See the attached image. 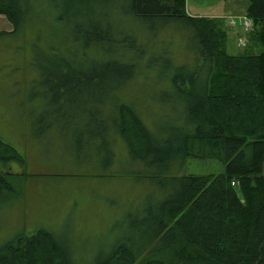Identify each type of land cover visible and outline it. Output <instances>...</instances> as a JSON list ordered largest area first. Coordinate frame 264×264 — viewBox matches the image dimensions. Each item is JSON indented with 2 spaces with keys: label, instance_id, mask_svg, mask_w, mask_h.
Here are the masks:
<instances>
[{
  "label": "trees",
  "instance_id": "obj_1",
  "mask_svg": "<svg viewBox=\"0 0 264 264\" xmlns=\"http://www.w3.org/2000/svg\"><path fill=\"white\" fill-rule=\"evenodd\" d=\"M127 1L135 18L180 32L193 62L172 66L171 41H157L156 34L146 40L116 32L100 23L108 18L102 13L99 22L67 20L62 14L48 32L44 19L33 23L44 11L43 0H0V15L13 26L11 32L0 33V40L23 35L21 40L27 42L34 34L37 40L48 36L60 41L48 48L53 61H59L42 73L51 90L55 107L49 111L54 116L60 115L57 104L65 97L67 106L86 103L88 112L98 106L99 117L109 89L103 84L110 81L108 116L94 119L97 109L91 114L96 132L91 143L78 139L80 149H97V157L103 159L121 147L128 151L132 167L148 171L141 177L164 190L155 215L141 223L153 228L143 229L142 235H148L143 249L115 245L111 256L97 264H264V0H242L254 28L247 51L237 55L228 52L225 21L190 16L186 0ZM79 3L67 0L71 10ZM164 58L168 68L162 73ZM72 63L96 65L89 74H72ZM153 78L157 91L161 84L163 103L170 105L173 96L183 100L176 110L177 124L160 129V137L119 95L123 84L140 88ZM189 159L221 161L225 171L182 175ZM11 163L26 161L0 138V167ZM10 177L0 170V200L15 194ZM151 209L147 206L145 213ZM0 264L73 263L53 233L38 229L19 233L2 246Z\"/></svg>",
  "mask_w": 264,
  "mask_h": 264
},
{
  "label": "rangeland",
  "instance_id": "obj_2",
  "mask_svg": "<svg viewBox=\"0 0 264 264\" xmlns=\"http://www.w3.org/2000/svg\"><path fill=\"white\" fill-rule=\"evenodd\" d=\"M245 5L242 0H186L190 16L225 21L231 55L249 47L248 35L244 46L240 43L244 37L242 28H231L228 21L230 16L238 18L246 14ZM128 7L127 0H81L71 10L67 0H43L44 11L33 23L44 19L46 30L51 32L62 14L67 20L93 18L99 22L102 13L108 18L100 23L114 31L116 28V32L124 30L146 40L155 39L156 34L157 41H171L172 66L188 59L193 62L192 50L180 32L169 26L161 27L158 21L139 20L128 12ZM22 36L0 40V138L15 147L26 161L25 165L11 163L0 167L11 175L15 189L14 195L0 200V248L19 233L44 229L54 234L73 264H97L108 259L119 244L143 249L148 235L142 234L153 228L148 230L141 223L155 215L164 190L160 185L148 184L141 177L148 171L140 165L132 167L128 151L121 147L116 146L114 156L103 159L97 157V149L90 150L87 146L80 149L78 139L91 143V134L96 132L95 120L91 123L90 116L96 109L98 113L92 117L99 115L98 106L89 107L88 112L86 103L67 106L64 97L61 105L57 104L60 115L54 116L49 111L55 107L49 99L51 90L42 73L47 65L59 61H53L48 48L59 45L60 41L48 36L37 40V36L29 34L27 42H23ZM95 65L82 67L72 63L69 70L72 74H89ZM167 68L164 58L160 71L167 72ZM108 82L103 84L109 89L104 92L105 112L97 117L99 120L108 116L106 106L112 98V86ZM156 86L154 78L140 88L135 83H125L119 95L134 105L143 121L160 137V129L177 124L176 110L183 100L173 96L168 101L170 105H166L162 102L166 98L160 92L161 84L159 91ZM224 171L221 161L189 159L182 175H219ZM149 205L152 209L145 213Z\"/></svg>",
  "mask_w": 264,
  "mask_h": 264
},
{
  "label": "built area",
  "instance_id": "obj_3",
  "mask_svg": "<svg viewBox=\"0 0 264 264\" xmlns=\"http://www.w3.org/2000/svg\"><path fill=\"white\" fill-rule=\"evenodd\" d=\"M228 21L230 27L235 28L237 26H240L242 28L244 37L240 39V43L245 46L246 45L245 43L247 42L245 40L246 39L245 36L248 35L254 28L253 21L246 15L238 16V18H236L235 16H230L228 17Z\"/></svg>",
  "mask_w": 264,
  "mask_h": 264
},
{
  "label": "crops",
  "instance_id": "obj_4",
  "mask_svg": "<svg viewBox=\"0 0 264 264\" xmlns=\"http://www.w3.org/2000/svg\"><path fill=\"white\" fill-rule=\"evenodd\" d=\"M246 8H247V3L245 5L244 9L246 10ZM243 15H245V14H243ZM12 28H13V26L8 21V19L4 15H0V33L1 32H11L13 30Z\"/></svg>",
  "mask_w": 264,
  "mask_h": 264
}]
</instances>
